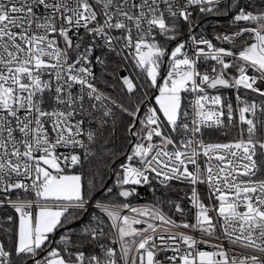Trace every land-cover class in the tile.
I'll use <instances>...</instances> for the list:
<instances>
[{"label": "snow or ice", "instance_id": "obj_1", "mask_svg": "<svg viewBox=\"0 0 264 264\" xmlns=\"http://www.w3.org/2000/svg\"><path fill=\"white\" fill-rule=\"evenodd\" d=\"M196 9L235 10L233 23L245 26L215 37L232 47L191 35L192 56L184 42L169 51L165 45L176 39L178 21L191 27ZM238 42L243 46L233 51ZM201 63H207L203 71ZM129 67L159 93L158 108L142 114L140 104L126 107L105 90L119 83L135 93L134 78L120 75ZM222 89L235 90V105ZM241 89L261 101L242 97ZM109 104L129 117L128 147L112 153L107 171H94L86 187L79 169L99 158L96 146L117 127ZM233 129L227 142L205 140L206 130L229 136ZM109 173L115 175L111 186ZM173 182L189 187L194 223L178 224L155 205L98 201L95 207L115 234L96 217L75 239L69 230L52 247L50 237L76 218L72 210L86 208L90 190L99 186L127 200L138 186L155 193L154 183L171 189ZM201 184L217 203L203 202ZM16 192L33 198L13 199ZM169 203L183 215L180 203ZM6 206L15 215L0 219V264H163L153 248L172 251L165 259L173 264H264V0H0V208ZM150 221L198 231L218 243L167 229L157 236ZM92 243L99 254L85 252ZM237 247L251 254L241 255Z\"/></svg>", "mask_w": 264, "mask_h": 264}, {"label": "trees", "instance_id": "obj_2", "mask_svg": "<svg viewBox=\"0 0 264 264\" xmlns=\"http://www.w3.org/2000/svg\"><path fill=\"white\" fill-rule=\"evenodd\" d=\"M234 13L235 10L228 14H222V15L220 14L217 15V13H200L199 11H196L192 16V21H194V23L198 24L199 26L204 25L207 29L206 32L209 35V37L212 38L214 41H217L215 39L217 35H225L230 31V29H232L229 24V21ZM214 19H219L220 22L216 24H212L211 21ZM178 24H179L178 31L182 30L183 24L180 21H178ZM238 26L239 25L234 24V27L238 28ZM162 40H164V38L160 37V41ZM100 72H101V68L99 65H97L96 66L97 76L100 75ZM127 73L128 76L134 78L136 84L138 85L135 93H127L126 90H123L120 87L119 83H117L115 89L108 87L105 90L109 94H111L113 98L117 100L118 103H121L126 107L131 108L137 104H140L141 113L143 114V112L146 111L147 107L153 105L152 99L156 92V89L148 86V81L146 80L144 74L140 73L139 69H133L129 67ZM105 78L108 80H112V77L110 76H106ZM100 86L102 88L104 87L102 83L100 84ZM145 93H147V96H145ZM114 109L118 116L117 127L115 132L106 133L107 139L105 143L96 146V151L99 153V158H96L92 161H86L85 163L87 166L82 169H79V171L84 176V183L86 187L88 186V181L91 178L92 173L94 171H101V172L107 171L106 161L107 158L112 155V153H120L122 151H125L128 147L125 127L127 125L129 117L121 114L118 109L116 108ZM122 159L123 156L117 159L116 164H112L111 167L117 168V165L120 163ZM109 174L112 175L111 173ZM114 180H115V175H112V179L107 181L108 186H111ZM173 184L174 187H172L171 189H165L162 186L154 183V187L156 188L155 193L153 192L152 187L148 185L138 186L137 195L129 197L127 198V200H125L122 197L114 196L113 194L110 193L106 194L98 186L95 189L89 191V200L97 201V202L102 201L108 203H113V202L130 203L134 201H147L159 207L164 213H166L173 220L181 223H185V222L188 223L190 221L191 213H192L191 202L186 195V193L190 194L189 187L187 185L179 184L176 182H173ZM207 196H208L207 192L206 194H202V196L200 195L204 203H211L212 201H209L207 199ZM169 201H175L180 203L181 207L184 209L183 215L176 213L174 211V206L170 204ZM72 211L76 218L70 217L68 222L65 224V226L63 228H58L57 232L50 237V239L54 241L52 247H57L58 244L56 242L59 241L60 236L68 232L69 230H71V233L73 234V238L75 239L76 236L80 234L83 230L82 221L88 218L92 213L91 211L88 210L87 211L72 210ZM9 215H15L13 209L8 207L0 208V219L7 217ZM107 231L111 232L110 226L107 227ZM84 250L86 253L94 252L93 243L88 244Z\"/></svg>", "mask_w": 264, "mask_h": 264}, {"label": "built area", "instance_id": "obj_3", "mask_svg": "<svg viewBox=\"0 0 264 264\" xmlns=\"http://www.w3.org/2000/svg\"><path fill=\"white\" fill-rule=\"evenodd\" d=\"M161 7H163V5H161ZM196 11H198V9L192 11V16H193L194 12H196ZM192 16H191V19H192ZM180 22L183 24V27H184L185 34L182 36V38H184V40H185V51H187V54L189 56L193 55L192 41L190 39L191 35H195L197 38L204 37L206 39H209L217 47H225V48L232 47L231 45H229V44H227L225 42H221L219 40L214 41L212 38L209 37V35L207 33H204L203 31H199L198 30V27H199L198 24L193 23V25L190 27L189 23L184 22L183 20H180ZM235 30L229 31L227 33V35H231ZM247 35L248 34L246 33L245 36H247ZM157 39L160 40V37L158 36ZM243 39H244V37H241L240 41H243ZM249 42H251V41H249ZM242 46H243V44L241 42H238V46L236 48H233L232 50L233 51H239L240 47H242ZM229 59H231V58H229ZM169 61H170V58L166 57L165 58V63L162 66V69H161V76H165L166 77V73H167L168 66H169ZM207 63H211V61H208ZM207 63H201L199 65V67H200V69L202 71L207 67ZM95 72H96V68H95ZM125 72H126V74L128 76L127 71H125ZM221 92H222L223 95L229 97L233 101V103L235 105V103H236V92H235L234 89H222ZM209 93L213 94L214 90L210 89ZM184 95L186 97H188V94H184ZM240 95L242 97H244V98L249 99V100L255 99L258 103L261 101V98L259 96H257L254 93H251L250 91H247V90L241 89L240 90ZM109 106L113 107L111 104H109ZM150 107H154V106L152 105ZM113 110L115 112L114 107H113ZM235 134H236V129H233L231 135H229V136L220 135L219 132L215 131V130H206L205 131V140L206 141H212V142H227ZM61 151H66V150L65 149H61ZM207 191H208V188H207ZM17 196H24V197H27L28 199H32L33 198V195L31 193H22V192L13 193L12 198L15 199ZM96 203H97V201H90L89 200V203L86 206V208L82 209V210H86V211L88 210V211L92 212L88 218H86L85 220L82 221V227L84 229L89 223L94 222L96 217H100L105 222V231L108 232L107 231V227L110 226L111 221L107 218V216L103 212L100 211V209L95 207ZM211 203H217V202L213 200ZM205 204H209V203H205ZM130 205L133 206V207H145V206H151V205H154V204H152L150 202H147V201H134V202H130ZM191 206H192V204H191ZM6 207L11 208L10 206H6ZM195 213H196V209L193 208V206H192L191 218H190V221L188 222L189 224H192V223L195 222ZM122 215H135V214L134 213H130L127 210H122ZM213 215H215V213H213ZM150 222L157 224V226H158V231L156 233L157 236H159L161 234H165L166 235L164 230L167 229V230H169L172 233L184 232V233H187L189 235H193L197 240H206V241H209L211 244L218 243V241H216L213 237L202 236L201 233L198 232V231H190L189 229H184L183 227L172 228V227H170L168 225H161L160 222H158V221H150ZM176 222L178 224H182L181 222H178V221H176ZM135 227L142 228V227H146V225H137ZM110 231H111L110 233H112L113 235L115 234V230L114 229L110 228ZM166 238H167V236H166ZM102 242L106 243V244H109L110 246L116 247L117 249L119 248V245H111L109 239H105ZM155 243L159 244L160 241L157 239L155 241ZM93 245H94V252L96 254H99L100 253V249L98 247H96L95 243H93ZM181 247L184 248L186 246L181 245ZM197 247L202 249V250H205V251H212L213 250L211 247H209L206 244H198ZM225 247L227 248V247H233V246L225 244ZM152 250L157 253L156 259L157 260H162L163 264H173L172 261H169V260L165 259V257H167V256L174 255V253L172 251L169 250L167 252H164V251H161L160 249H157V248H153ZM236 251L240 252L241 255L251 254V250H249V249H241V248L237 247ZM131 255L132 256H137V253L135 252V249H133V252L131 253ZM175 264H180V261H178V260L175 261Z\"/></svg>", "mask_w": 264, "mask_h": 264}, {"label": "rangeland", "instance_id": "obj_4", "mask_svg": "<svg viewBox=\"0 0 264 264\" xmlns=\"http://www.w3.org/2000/svg\"><path fill=\"white\" fill-rule=\"evenodd\" d=\"M233 11H234V10H233ZM234 14H235V13H234ZM234 14H233V16H234ZM217 15H219V14H217ZM220 15H222V14H220ZM233 16L230 18V21H229V24H230V26H231V28H232V29H230V31H231V30H235V29H237V27H234V24H233ZM219 22H220L219 19H214V20L211 21L212 24H216V23H219ZM243 26H245V25L240 24L238 27H243ZM198 30H199V31H203L204 33H207V32H206L207 29H206V27H205L204 25H200V26L198 27ZM184 34H185V31H184V27H183L182 30H179V31H178V34H177V37H176L175 40H171V41H168V42L166 43L165 46L169 49V51H171L172 49H174V47L177 45L178 42H184V43H185L184 38H182V36H183ZM161 42H164V40H162ZM161 69H162V68H161ZM125 73H126V72H125ZM126 76H127V74H126ZM127 77H130V76H127ZM157 95H159V93L156 91L155 94H154V96H153V99H152V104H153L154 107H157V108H158V105L155 104V96H157ZM198 190H199V194H200L201 196H202V194H206V192H207V194H208V191H207V187H206V185H203V184L199 185Z\"/></svg>", "mask_w": 264, "mask_h": 264}, {"label": "water", "instance_id": "obj_5", "mask_svg": "<svg viewBox=\"0 0 264 264\" xmlns=\"http://www.w3.org/2000/svg\"><path fill=\"white\" fill-rule=\"evenodd\" d=\"M120 75L123 77V76H126V73H125V71H121L120 72Z\"/></svg>", "mask_w": 264, "mask_h": 264}]
</instances>
